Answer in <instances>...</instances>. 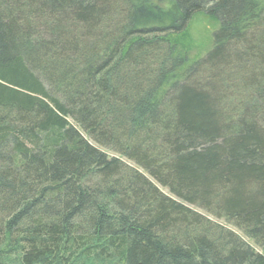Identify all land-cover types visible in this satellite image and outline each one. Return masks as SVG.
<instances>
[{
  "label": "trees",
  "instance_id": "trees-1",
  "mask_svg": "<svg viewBox=\"0 0 264 264\" xmlns=\"http://www.w3.org/2000/svg\"><path fill=\"white\" fill-rule=\"evenodd\" d=\"M0 264H264V0H0Z\"/></svg>",
  "mask_w": 264,
  "mask_h": 264
},
{
  "label": "rangeland",
  "instance_id": "rangeland-1",
  "mask_svg": "<svg viewBox=\"0 0 264 264\" xmlns=\"http://www.w3.org/2000/svg\"><path fill=\"white\" fill-rule=\"evenodd\" d=\"M216 27V23L204 14H196L188 24L186 31L175 37V42L178 43V48L187 54L189 60L201 58L212 45V34ZM162 190L167 193L165 189ZM229 228L255 247L256 250L260 251L259 247L252 240H249L243 235L242 231L234 227Z\"/></svg>",
  "mask_w": 264,
  "mask_h": 264
}]
</instances>
